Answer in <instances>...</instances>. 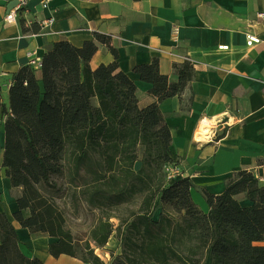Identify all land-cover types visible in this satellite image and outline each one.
I'll use <instances>...</instances> for the list:
<instances>
[{"label": "trees", "instance_id": "16d2710c", "mask_svg": "<svg viewBox=\"0 0 264 264\" xmlns=\"http://www.w3.org/2000/svg\"><path fill=\"white\" fill-rule=\"evenodd\" d=\"M108 41L95 32L80 46L51 42L37 66L27 63L12 75L6 103L0 86L13 220L31 235L53 238L51 256L89 264H264V185L252 172H234L220 194L202 190L203 211L192 199L190 178L167 171L174 164L171 134L158 102L177 96L180 110H189L192 62L173 64L174 81L157 59L142 65L140 79L156 97L142 107L113 48L112 62L91 67L98 44ZM45 191L60 193L65 207ZM66 207L72 216L86 211L88 222L72 229ZM111 237L119 250L105 262L96 251ZM0 264H41L22 251L3 210Z\"/></svg>", "mask_w": 264, "mask_h": 264}, {"label": "crops", "instance_id": "0c3cea01", "mask_svg": "<svg viewBox=\"0 0 264 264\" xmlns=\"http://www.w3.org/2000/svg\"><path fill=\"white\" fill-rule=\"evenodd\" d=\"M14 3L0 0V86L5 103L12 75L30 57L40 59L54 41L80 46L95 32L107 36L108 44H98L90 65L112 62L113 48L118 69L136 84L142 107L156 97L149 93L151 84L140 79V67L157 59L159 71L174 81L173 64L188 57L194 69L189 110H180L177 96L158 102L171 134L174 164L167 168L175 171L174 177L190 178L192 199L203 211L208 205L202 190L220 194L234 172L248 170L264 185V16L258 17L264 13V0H50L48 7L31 0L15 22L7 23L4 16ZM47 17L52 24L42 34L37 21ZM247 34L259 42L247 46ZM219 45L228 48L219 50ZM189 93L188 88L183 97ZM221 120L227 124L216 126ZM202 123L215 127V135L196 141ZM3 144L0 120V210L16 227L22 251L41 264H89L65 254L51 256L47 246L53 238L31 235L13 220L17 205L2 166ZM118 250V241L111 237L97 254L109 262V251Z\"/></svg>", "mask_w": 264, "mask_h": 264}, {"label": "built area", "instance_id": "2783aa9c", "mask_svg": "<svg viewBox=\"0 0 264 264\" xmlns=\"http://www.w3.org/2000/svg\"><path fill=\"white\" fill-rule=\"evenodd\" d=\"M31 0H15L14 5L6 12L5 16H4V20L7 23H11V22H15L19 16V14L23 11H26V9L29 7V2ZM39 5L42 7H48L50 0H37ZM264 13H258V17H263ZM38 27H39V32L42 34L48 33V29L50 27V25L52 24V19L47 17V18H42L39 19L37 21ZM174 36L176 35V28H174L173 31ZM259 42V38L256 37L255 35L252 34H247L246 36V45L247 46H252L255 43ZM228 46L227 45H219L218 49L219 50H224L227 49ZM185 59H189L188 57H185ZM190 60V59H189ZM40 59H36L33 57H30V59L28 60V63L33 65V66H37L39 64ZM218 124H227V121L221 120L219 122H217L216 126H218ZM215 127H209L208 125H205V123L200 124V127L198 128L197 132H196V141H205L206 139H208L210 137V133L214 134L215 131L213 130ZM215 135V134H214ZM167 171L169 173V175L171 177H174V173L175 171L167 168Z\"/></svg>", "mask_w": 264, "mask_h": 264}, {"label": "rangeland", "instance_id": "374dc122", "mask_svg": "<svg viewBox=\"0 0 264 264\" xmlns=\"http://www.w3.org/2000/svg\"><path fill=\"white\" fill-rule=\"evenodd\" d=\"M137 166H138V164H137ZM57 181L59 183H61L60 178H58ZM45 192L56 196L55 198H56L57 202L61 206L65 207V203L64 202L67 201V199L63 198V197L59 198L58 196L60 195V193H53V192H48V191H45ZM66 210L68 212L69 225L71 226L72 229L78 230L79 227H81L82 225H85L88 222L89 215L83 209H79L78 213L75 216H72V211H71L70 208L66 207ZM154 216L156 217V213L154 214ZM100 257L102 259V257H105V256L100 255Z\"/></svg>", "mask_w": 264, "mask_h": 264}, {"label": "bare ground", "instance_id": "6f19581e", "mask_svg": "<svg viewBox=\"0 0 264 264\" xmlns=\"http://www.w3.org/2000/svg\"><path fill=\"white\" fill-rule=\"evenodd\" d=\"M203 124V123H202Z\"/></svg>", "mask_w": 264, "mask_h": 264}]
</instances>
